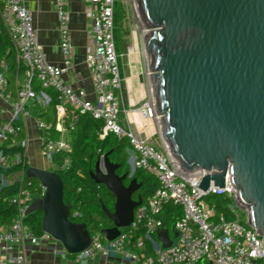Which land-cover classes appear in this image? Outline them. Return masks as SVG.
<instances>
[{
  "label": "water",
  "instance_id": "water-1",
  "mask_svg": "<svg viewBox=\"0 0 264 264\" xmlns=\"http://www.w3.org/2000/svg\"><path fill=\"white\" fill-rule=\"evenodd\" d=\"M141 28L147 29L144 61L149 98L170 162L186 174L205 171L199 188L233 189L248 223L264 239V0H132ZM101 160V159H100ZM96 164V173L99 162ZM118 177L111 187L113 223L102 231L107 240L130 225L140 200H134L136 180L123 183L117 165L102 158ZM133 169L131 160H128ZM26 177L46 186L27 213L42 210V229L68 254L90 242L68 219L63 182L55 171L29 166ZM179 237L158 236L163 249Z\"/></svg>",
  "mask_w": 264,
  "mask_h": 264
},
{
  "label": "built area",
  "instance_id": "built-area-1",
  "mask_svg": "<svg viewBox=\"0 0 264 264\" xmlns=\"http://www.w3.org/2000/svg\"><path fill=\"white\" fill-rule=\"evenodd\" d=\"M88 2L92 39L85 47L84 61L91 73L93 98H89L85 90L76 89L64 80V76L74 69V47L66 0H56L59 48L62 53L60 64L46 58L32 13L24 0H0L2 23L15 49V60L24 69L21 73L23 79L20 80L19 76L14 88L10 89L6 74L9 64L4 59L0 60V183L5 185L24 179V171H19L12 180H8L10 176L5 175L4 171L27 163V118H33L35 128L40 133L41 150L51 159L56 153L66 152L71 147L68 129L63 121L65 108L89 112L103 121L100 138L113 134L117 138L128 139L126 152L133 167L131 172L140 169L151 174L157 180V188L136 207L130 225L120 228L119 234L110 241L102 233H93L89 245L73 254L75 261L81 262L102 254L107 257L120 255L141 264H264V239L248 223L247 216L245 223L238 218L227 219L204 201V197L216 190L213 186L207 191L199 188L205 171L192 174L181 172L170 162L165 151L157 149L132 128L126 117L125 87L115 47V0ZM34 81L39 84V91H35ZM44 89H52L57 97L54 123H46L33 115L35 104L45 105L50 100ZM137 110L145 119L156 121L150 98L144 100ZM52 129L59 133L58 137L50 136ZM14 146L23 147L24 151L9 153L8 148ZM27 185L21 183L10 198L17 209L13 222L0 227V264H29L24 244L41 243L42 237L25 227L24 218L34 195L43 196L46 186L38 183L33 194ZM222 190L240 207L232 188L226 186ZM168 202L181 207L182 214L173 225L179 231L176 244L163 249L158 236L165 231L162 209ZM228 208L234 212L233 205ZM136 232L138 234L135 236ZM152 234L157 236L156 239Z\"/></svg>",
  "mask_w": 264,
  "mask_h": 264
},
{
  "label": "trees",
  "instance_id": "trees-1",
  "mask_svg": "<svg viewBox=\"0 0 264 264\" xmlns=\"http://www.w3.org/2000/svg\"><path fill=\"white\" fill-rule=\"evenodd\" d=\"M1 59H4L9 64L6 74L10 89H13L16 79L21 76L24 69L15 60V49L0 17ZM33 85L35 91L40 90L34 82ZM44 91L50 100L45 105L35 104L33 115L46 123H54L57 97L52 89H44ZM123 98L125 103V91ZM63 121L68 129L71 147L66 152L56 153L51 160L53 171L58 173L63 182V203L67 207L68 219L77 226H82L89 236L93 233H102L103 230L113 226L108 213L114 211L116 200L114 193L103 182H97L93 177L96 164L102 156H106L111 163L117 165L115 173L120 177L124 176L123 183L125 185H129L132 179L136 180L137 189L133 193V198L134 200H140V204L155 192L157 180L151 174L140 169L131 172L127 164L128 157L125 153V149L128 147V139L124 137L117 138L111 134L100 138L99 131L103 124L101 119L94 118L89 112H81L80 110L66 107ZM43 133L41 132L45 136V133ZM58 135L59 133L53 129L50 132L51 137H58ZM7 151L9 153L23 152L24 148L14 146L9 147ZM27 168V163L24 166L19 164L4 171V174L8 176L19 171L25 172ZM28 182L30 185H27ZM21 183L29 186L33 194L36 193L35 188L38 185V180L25 175L22 181L15 180L5 185L0 183V227L11 224L16 217L17 209L15 204L11 203L10 198L17 192ZM218 196H222V199L213 205L215 210L218 213H223L227 219H235L230 214V209L223 205V202L230 198L227 193H211L206 198L211 204V200L217 199ZM162 214L165 221V230L171 233L175 220L182 214L181 207L168 202L164 205ZM42 219V210L36 209L26 215L24 225L36 236L41 237L44 234ZM137 234L136 232L134 235L136 236ZM152 237L156 239L157 236L152 234Z\"/></svg>",
  "mask_w": 264,
  "mask_h": 264
},
{
  "label": "crops",
  "instance_id": "crops-1",
  "mask_svg": "<svg viewBox=\"0 0 264 264\" xmlns=\"http://www.w3.org/2000/svg\"><path fill=\"white\" fill-rule=\"evenodd\" d=\"M66 2L69 11L71 40L74 47V69L71 74L64 76V80L76 89L85 90L88 97L93 98L91 73L84 61L85 47L92 39V20L87 14L89 2L88 0H66ZM24 3L27 9L32 13L33 24L37 30L38 40L46 58L52 63L60 64L62 61V53L59 48L56 0H24ZM134 76H137L140 84H144L140 77V71L138 70L135 74L132 73L131 76H128L129 78L127 79L122 75L123 86L125 87L126 92V117L132 128L135 129L141 137L150 141L157 132L155 121L145 119L137 110V105H141V102L147 97L148 91L144 84V93L138 94L132 92L133 85L131 86L130 79L132 80ZM35 132H37L36 135ZM28 134L31 138H29ZM39 135L40 133L35 128L33 118H27L26 154L28 167L33 166L53 171L52 160L44 155L41 150ZM30 143L32 145L29 146ZM17 174H19V172L10 174L9 176L10 178L15 179ZM38 183L41 182L38 180ZM45 194L43 196L35 194L31 203L36 198H44ZM76 228L77 231L84 236V228L77 225ZM45 234L47 233H44L41 236L42 239L39 245H32L29 242L24 244V250L27 254L29 264H139L132 260L122 258L120 255L107 257L102 254H96L92 258L77 262L74 260L73 254H68L61 243L53 239L49 234Z\"/></svg>",
  "mask_w": 264,
  "mask_h": 264
},
{
  "label": "rangeland",
  "instance_id": "rangeland-1",
  "mask_svg": "<svg viewBox=\"0 0 264 264\" xmlns=\"http://www.w3.org/2000/svg\"><path fill=\"white\" fill-rule=\"evenodd\" d=\"M114 26H115V47L116 52L118 55V61L121 73L125 79L129 78L128 76H131V74H135L136 71H140V77L142 79V82L146 85L148 95L144 100H147L149 98V90H148V82H147V73L145 69V61H144V36L141 32V27L138 23V20L136 18L132 0H115L114 2ZM137 69V70H136ZM23 79V75H21L20 80ZM125 81V80H124ZM131 86H132V92L133 93H144L145 92V85L140 84L137 76H134V78L131 80ZM126 82V81H125ZM34 84L37 85L39 88V84L34 81ZM143 100V101H144ZM141 102V104L143 103ZM137 107H140V104L137 105ZM136 107V108H137ZM121 123V122H120ZM156 124V121H155ZM156 135L152 137L151 142L157 149L164 151V147L162 145V140L159 135V130L156 125ZM32 129V128H31ZM36 131V130H35ZM37 132H35L36 135ZM33 135V134H32ZM113 135V134H111ZM29 136V134H28ZM31 138V136H29ZM32 143V142H31ZM29 144L32 145V144ZM129 146V143H128ZM125 153L126 149H125ZM128 157V154H127ZM127 164L130 167V164L127 160ZM98 175L101 176L99 178L104 179L111 187H116L118 177L112 173V169L110 166H108L104 161L100 160L99 166H98ZM95 171V175L97 174ZM12 178H9L8 180H11ZM226 196V195H225ZM222 196H218L217 199L211 200V204H209L206 197H204V201L213 206L217 203L218 200H221ZM224 206L233 205L234 206V212H230V214L233 215V217L238 220L241 223H245L246 220V214L243 209L238 207L232 198H229L225 202H223ZM218 214V211H216Z\"/></svg>",
  "mask_w": 264,
  "mask_h": 264
},
{
  "label": "bare ground",
  "instance_id": "bare-ground-1",
  "mask_svg": "<svg viewBox=\"0 0 264 264\" xmlns=\"http://www.w3.org/2000/svg\"><path fill=\"white\" fill-rule=\"evenodd\" d=\"M147 29H145V28H141V32H142V34H143V36H144V39H143V41H144V43H145V39H146V35H147ZM149 75H150V73L148 72L147 73V76H148V78H149Z\"/></svg>",
  "mask_w": 264,
  "mask_h": 264
}]
</instances>
